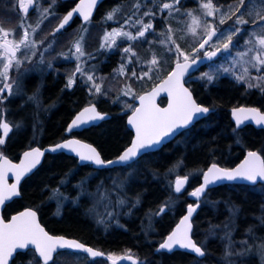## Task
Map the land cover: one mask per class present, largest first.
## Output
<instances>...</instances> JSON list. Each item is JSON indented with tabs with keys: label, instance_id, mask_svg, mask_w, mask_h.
Instances as JSON below:
<instances>
[{
	"label": "trees",
	"instance_id": "obj_1",
	"mask_svg": "<svg viewBox=\"0 0 264 264\" xmlns=\"http://www.w3.org/2000/svg\"><path fill=\"white\" fill-rule=\"evenodd\" d=\"M131 1L133 0H105L96 12L92 21L93 25L95 26L98 21L104 25V18L109 13L117 8L120 9V6ZM152 1L149 0L147 3L152 6L154 4ZM195 1H184L182 10H192ZM238 1L216 0V4L225 9L230 4ZM163 2L164 0H159L155 3L157 12L161 8L164 9ZM72 7L71 2L62 3L56 15L62 17ZM230 23L232 22L230 21ZM72 26H80V22L75 20ZM171 26L174 25L171 24ZM154 38H157L158 43H160L159 36L152 39ZM136 43L132 44L133 49L137 52L135 54L138 56L144 55L148 46H142L141 42L140 44ZM180 45L183 47L185 43ZM222 60L224 59L220 61ZM117 61L118 57L115 53L113 55L112 53L108 54L102 64V75H109L110 78H113V71L118 69L115 65H120ZM66 62L69 61H65V64L63 63L61 66L58 65L59 69L68 67ZM56 71L50 69L48 73L46 71L42 78L37 74H33L25 79V91L32 93L39 89L38 92L33 93V98L36 97L34 102L23 103L22 97L11 102L12 114L20 122L22 128L21 132L18 131L9 139L7 147L3 149L13 160H18L20 154L32 146L44 147L64 140L66 138L65 130L71 118L82 106L94 98L91 95L89 96L88 88L79 83H76L74 88H69L65 74L61 75L63 71H58L57 67ZM142 71L144 70L142 69ZM207 71L208 68L203 70L199 75V80L191 81L188 85L191 86L199 103L216 109V112L211 113L202 123L194 126L186 136L168 144L161 151L142 158L139 166L140 170L135 174L136 179L131 178L126 183L124 194L128 200L133 202V199H140L143 204L140 208L132 206L134 210H132V218L121 222V225L124 226L120 225L107 231L103 230L99 224L96 225L93 220L87 217L85 210L79 206L74 208L68 206L61 214H57L59 212L55 210V205L50 202L52 192L55 193L59 189L64 195L68 196L69 202H72L76 192L73 185L77 181L79 183L83 182L85 176L95 173L106 175V177L111 175L119 178L125 176L127 171L125 168L95 172L89 166L78 167V161L75 158L62 153L48 155L40 169L23 183L22 197L8 205L5 213L6 218L15 211L32 207L39 211L41 222L50 233L78 239L109 256L133 254L140 260L145 261V264H193L191 259L194 258L189 254L157 252L158 242L165 238L176 224L175 221L184 214L186 204L190 203L186 194L181 198L179 197L182 201L171 215L165 214L157 222L155 230L152 231L145 226L148 222L144 223L141 220L142 214L147 209L157 208L167 193L165 187H163L164 181L161 177L163 174L167 175L169 171L181 167L183 163L184 167L179 171L181 175L196 174L191 179L188 187L190 191L200 184L202 172L213 163H218L224 167H232L238 163L239 159H242L247 148L259 150L264 156V131L256 130L252 126H246L240 131H235L229 112L230 108L236 106H255L264 112V90H260L257 86L247 87L244 83H240L228 75H218L210 81L207 79ZM160 79L158 76L151 80L149 77L144 78L138 83L139 89H149L152 87L153 81L156 80L157 82ZM144 82L148 84L142 86ZM70 89L72 90L70 91ZM114 98L112 101L104 100V98L100 101L97 100L100 111L111 114V119L78 134L81 139L95 145L106 160H112L119 156L132 139V134L126 126L129 111L122 112L121 100L118 101V98ZM37 104L42 107H38ZM31 134L36 135V137L41 136L38 139L31 140ZM71 172L73 173L68 178L67 184H61L62 181L67 180L66 177ZM106 180L108 184V178ZM94 183L93 180L84 186L92 189ZM254 191L255 189L246 186H223L212 191L215 199L220 201L219 209L215 214L207 209L202 210L197 216L194 238L199 244L206 245L207 257L203 262L194 259L195 264H235L232 258L226 257L225 244L219 243L218 239H213L210 236L205 244L202 237L215 234L217 227L230 230L232 225H235V237L238 238L244 230L252 233L262 230L263 227L261 228V226L264 224V190L259 193ZM171 197L174 198L173 193ZM223 202L230 205L232 218L225 216V211L222 209ZM242 246L245 247L246 243H243ZM35 260L37 261L33 252L28 251L18 253L13 264H30ZM74 262L76 264H109L105 259L92 260L84 256L73 257L72 255H65L61 261L53 264H73ZM252 264H256V262L253 261Z\"/></svg>",
	"mask_w": 264,
	"mask_h": 264
},
{
	"label": "rangeland",
	"instance_id": "obj_2",
	"mask_svg": "<svg viewBox=\"0 0 264 264\" xmlns=\"http://www.w3.org/2000/svg\"><path fill=\"white\" fill-rule=\"evenodd\" d=\"M148 1L133 0L123 4L125 6L122 5L120 9L117 8L112 12V20H108L107 17L104 18V25L98 21L94 26L91 21L87 24H80V27H76L75 30L69 29L58 35H55L54 28L60 24L63 16L57 15L53 17V13L49 11L50 9L47 12L48 8L54 7L56 0L54 3L53 0H35L33 10L27 18L20 17L16 12L18 10L20 13V7L23 6L20 0H4L1 2L0 29L2 31H0V38L18 44L24 38L27 28H30L27 38L34 42V47L24 49L21 46L18 59L24 62L17 69L15 67V61H13V66L9 69L7 79L0 77V89H3V93L0 94L2 96L0 98V124L3 118H6L13 126L14 131L21 132V124L15 119L14 114H12L11 102L20 97L23 98V103L34 102L36 97L33 98V93L39 91V89H36L32 93L25 91V79L22 78L20 83L21 76L27 73L44 75L50 69H54L57 72L56 67L58 71H63L61 75L65 74L68 86L72 87L76 83L86 86L89 91V96L94 97L91 99V102L100 101L102 98L104 100L107 99V101H112L116 97L118 101L121 100L122 112H132L135 109V99L141 93L148 90L139 89L138 83L148 77L150 80L156 76L160 79L170 69L171 65L173 66L177 61L185 60V54L188 59L192 58L197 52L199 43L213 28H220L221 33H224V35H219L220 39H217L213 43L211 49L219 48L227 57L220 63L213 65L212 68H209L206 75L217 77L218 75L225 74L240 83H244L247 87L251 84L253 87L257 86L260 90H264V81L259 79V77L264 76V65H260L254 59L257 56L264 58V47L258 43L260 38H264V26H257L261 18L264 17V0H243V2L239 0L237 3L230 4L225 9L218 6L216 0H211L212 15L210 16L207 15L209 9L202 7L203 4L209 3V0H196L193 3V9L190 11L182 10V5L186 0H180L179 4L176 3V0H164L163 4H169L171 7L168 9L161 8L159 12L155 8V3L159 0H153L152 2L154 4L152 6L147 3ZM40 11L42 13H40L41 19L39 23L43 25L37 24L35 26H40L37 29L41 30L32 29L35 27L33 25L36 23V18ZM145 13H148V15H145ZM22 16L24 15L22 14ZM172 18L174 19L171 20ZM194 18L196 19V23H193ZM221 20L224 22L220 23ZM237 20H240L241 23H237ZM126 21L127 23H125ZM138 21H142V23H138ZM230 21L232 23L229 24ZM149 23L153 25V28L146 31L145 37H138V31L143 30V24ZM170 23L174 26H171ZM237 28L240 29V32L233 36L230 49L228 51L223 50L222 45L227 42V34ZM113 29H118L121 32H129L137 38L130 41L122 35L117 36L115 37V44L109 49L108 44H111L112 40H106L105 35L106 33L112 32ZM192 29H195V31H192ZM5 32L8 33L6 37L4 36ZM155 36L160 37V43L150 45L149 43ZM179 40L182 41L181 43H185L183 47H181ZM140 42L142 46L148 47L144 55L138 56L135 54L136 51L133 49L132 44H140ZM77 43L80 44L84 53L79 59H76L74 55ZM102 44L104 45L103 48L101 47ZM126 47H130L131 51L129 53L124 52V48ZM0 53H3L2 48H0ZM111 53L112 55L114 53L117 55V63L120 64V68L118 65H115L118 69L113 71L114 77L107 79L109 75H102L100 65L104 63V59ZM153 59L157 61L156 64L151 63ZM65 61H74L75 64L66 62L68 67L59 69V66ZM6 62L7 60L3 55H0V71H3V65ZM85 62L87 63L85 64ZM99 62L100 64L98 65ZM253 63L257 64V67L260 69L259 71L252 67ZM78 65L80 68L79 72H77ZM122 66L123 72H121ZM142 69L146 71L144 72ZM245 69H247L246 75ZM115 71H117L116 74L114 73ZM83 72H86V80L78 77ZM133 73H135V76ZM145 73L147 74L145 75ZM89 76L92 77V80L88 79ZM40 77L42 78V76ZM238 77H243V79H238ZM70 79L73 81L71 85L68 83ZM147 84L144 82L142 86H146ZM154 84H156V80L155 82L153 81L151 86ZM4 85H11L10 92L9 89L4 88ZM19 85L22 90H20ZM96 85L99 86L100 92H96ZM125 92L128 94L125 95ZM37 105L40 108L42 107L40 104ZM17 124L19 125L18 129L15 127ZM0 151L2 152L1 146ZM178 171L177 169L169 171L166 175L165 183H168L172 187L177 178L181 177ZM136 172L137 170L132 167L127 169L126 175L123 177L116 178L114 176H108L110 184L109 182L108 184L105 183L103 187L105 190L104 202H102L103 199L98 194H86L88 190L93 192L100 191L97 188L95 189V183L92 189L84 188L83 194L92 197L91 200L94 203L91 214L100 217L99 220H102L103 223L98 224L104 230L107 231L121 225L122 219L120 220L114 214L116 209L123 212L129 209L133 210L131 206L133 203H130L125 197L124 189L126 183L131 178L136 179L134 175ZM194 175L196 174L191 173L187 177L191 180ZM76 198L77 192H75L74 200ZM120 199L124 200L123 205L118 203ZM54 200H56L58 207H61L63 203L70 199L67 195L58 191L54 196ZM115 205H118V207L121 206V208H117ZM208 236L205 235L202 237L203 242ZM245 249H253V244H250ZM257 252L264 263V254H262L264 253V247L260 246ZM121 256L117 255L112 257L118 259ZM231 256V252L228 251L226 257L231 258ZM73 264H76V262Z\"/></svg>",
	"mask_w": 264,
	"mask_h": 264
},
{
	"label": "snow or ice",
	"instance_id": "obj_3",
	"mask_svg": "<svg viewBox=\"0 0 264 264\" xmlns=\"http://www.w3.org/2000/svg\"><path fill=\"white\" fill-rule=\"evenodd\" d=\"M55 0H53V3ZM85 0H80V5L77 8L70 11L66 16H64L63 21L61 22L57 31L63 29L66 25L69 24L71 18L75 13H79V15L83 16L84 20L87 21L91 14V9L96 5L97 0H88L87 9L84 10L81 6L84 4ZM180 0H176V3L179 4ZM243 2V0H242ZM21 5H24V0H20ZM31 3V0H29ZM171 5L164 4V8L168 9ZM203 8L209 9L207 15H212L211 11V0L209 3H205L202 5ZM24 11H27V7L24 8ZM148 15V13H145ZM191 15V13H189ZM108 20L113 19V13H109L107 16ZM224 21L221 20L220 23ZM127 23V21L125 22ZM138 23H142V21H138ZM193 23H196V19H193ZM237 23H241L240 20H237ZM246 23V21H245ZM257 26H264V17L261 18V21L257 24ZM153 25L143 24V30L138 31V37H145L146 31L152 29ZM2 31V29H0ZM195 31V29H192ZM240 29L237 28L233 32H230L226 36L227 42L223 43V50L228 51L232 44L233 36L238 34ZM8 35L7 32L4 33L6 37ZM124 36L128 40H135L137 37L131 35L129 32H121L118 29H113L112 32L106 33L105 39H111L112 43L108 44V48L111 49L115 44V37ZM224 33H221L220 36H223ZM220 36L217 35L216 31H212L209 33L207 39H204L202 43L199 44V49H203L205 45L209 43L213 37H216L218 40ZM28 33L25 32L24 38L20 40V42L13 43L6 39L0 38V48L3 49V57L7 60L3 65V71H0V77L7 79L9 74V69L13 66V61H15V67L18 69L24 61L17 59V52L20 51L21 46L24 49H30L34 47V42L28 40ZM259 45L264 47V38H260L258 41ZM103 48L104 45L102 44ZM178 47V46H177ZM198 50V49H197ZM220 49L218 48L217 51ZM131 51L130 47L124 48L125 53H129ZM251 51V49H250ZM35 55V53H33ZM76 59H79L84 55L81 46L79 43L75 46ZM206 55H209L206 53ZM211 56H215L216 52H212ZM185 60L188 59L187 55H184ZM260 65H264V58L257 56L254 58ZM195 62V61H193ZM152 64H156L157 61L153 59L151 61ZM252 67L259 71V67H257L256 63L252 64ZM188 68L187 64H181L179 62L176 63V68L173 69L172 72L169 73L168 78L163 81L161 88L167 90L169 95L173 97V103H170L167 109H158L153 103V98L155 96V91L149 93L147 95L139 96L140 107L135 108L132 117L129 119V123L133 124L136 129V138L133 141L132 145L125 150V152L118 157L116 161H107L105 162L100 158L99 153L96 152L95 148L90 149L89 155H85L84 153H78L81 161H90L98 166H103L105 164H128L133 158H135L140 150H147L148 148H152L154 146L159 145L162 142L164 137H167L171 134H174L180 128L187 127L190 122L194 119L196 114H204L209 111L208 108L201 107L195 103L192 99L191 93L188 92L186 88L180 83V77L184 74ZM80 71L79 65L77 66V72ZM151 71V69H149ZM121 72H123V66L121 67ZM147 73H145L146 75ZM247 74V69H245V75ZM135 76V73H133ZM89 80H92V77H88ZM208 80H212V76H207ZM238 79H243V77H238ZM261 81H264V76L259 77ZM69 85L73 83L70 79L68 81ZM249 87H252L249 84ZM4 88L11 90V85H4ZM96 92H100V88L96 85ZM3 93V89H0V94ZM128 93L125 92V95ZM2 98V96H0ZM135 98V97H134ZM95 112V107L92 106L90 108H85L84 112ZM82 112L80 115L84 114ZM237 112H247L253 114V118L256 120L257 124L264 123V114L259 113L257 109H235L233 110V114L235 115ZM92 120L103 119V117L96 113L92 118ZM77 120H80V116L73 120L72 126L76 127ZM81 123H85V121H81ZM240 124L239 119L237 120V125ZM17 129L19 125L15 126ZM0 129H2L3 137L0 138V146H3L6 143L8 138V133L10 132L9 123L0 124ZM78 141H69L66 144L57 145L52 151H55L57 148H69L72 144H78ZM87 147V146H85ZM74 150V149H73ZM43 153L40 149H32L31 151L25 152L24 156L26 158H30L27 163L21 162V165H12L7 159L3 160V164L7 165L9 168L16 169V180L17 183H13L11 185H7L3 183V170H0V205H3L6 200L10 199L13 196L18 195L17 185L19 180L23 175L28 172H31L32 169L36 167V165L40 162L39 158ZM248 157L250 159H246L243 164H241L238 168L234 170L227 169H219L215 164L209 168L208 173H214L216 179L226 178L228 180H235L237 178H242L246 181L255 183L257 178L264 180V159H261L257 153L249 152ZM208 173L204 174V185L197 188L194 192L191 193L192 196H198L205 190V187L212 183L209 179ZM187 177L176 180L175 191L180 192L181 187L186 183ZM79 199V196L76 198ZM118 203L123 205L124 200H118ZM166 211V208L162 207L160 209V214H163ZM194 208L190 205L188 208V215L184 217L181 221V225H183V229L178 228L177 231H174L171 235L168 236L167 241L160 245V249H167L171 251L174 245H179L180 248L191 250L195 254L199 256H203L205 253L202 251L201 247L196 246L189 238L188 232L191 229V224L189 223V218L191 217ZM36 213L34 211H26L22 212L19 216H15L12 218L11 223H3L0 221V264H8V258L13 256L15 250L26 249L29 245H34L35 250L39 253V256L43 258L44 264H48L49 261L53 259V253L57 252V249H73V250H82L85 253L90 254L92 257L101 256L102 253L98 251H94L91 248L85 247V245L75 241V240H66L63 237H52L48 235L35 221ZM99 223H103V221H98ZM264 247V246H262ZM264 254V253H262ZM109 260L113 261L115 264L116 258L109 256Z\"/></svg>",
	"mask_w": 264,
	"mask_h": 264
},
{
	"label": "water",
	"instance_id": "obj_4",
	"mask_svg": "<svg viewBox=\"0 0 264 264\" xmlns=\"http://www.w3.org/2000/svg\"><path fill=\"white\" fill-rule=\"evenodd\" d=\"M65 1H68V0H65ZM102 2H104V0H97L96 5L90 10V11H91V14H90V16H89V19H91V18L95 15V13L97 12V10H98V8H99V6L101 5ZM31 3H32V0H31ZM31 3L28 2V3L25 5V7H27V11H26V12L24 11V13H25L26 15L30 13ZM87 3H88V0H85L84 4L81 6L84 10H88V9H87ZM78 5H80V0H79L78 4L75 6V8H77ZM25 7H24V8H25ZM75 8H74V9H75ZM23 10H24V9H23ZM72 11H73V10H72ZM76 19H80V20H82V21H84V22H87V21L89 20V19H88L87 21H85L84 18H83V16L79 15V13H75V14L73 15V17L71 18L69 24H71L72 22H74ZM69 24H68V25H69ZM66 26H67V25H66ZM66 26H65V27H66ZM65 27H64V28H65ZM64 28H63V29H64ZM213 30L216 31L217 35L219 34V30H218V29L215 28V29H213ZM213 30H211L209 33H211ZM209 33H208V35H209ZM208 35H207L204 39H207ZM215 39H216V37H213V39L210 40L209 43H208L207 45H205V47H204L203 49H199V46H198V51H199V52H204V51L208 48V46H209V45H210ZM202 42H203V41H202ZM202 42H201V43H202ZM212 52H216V55H215V56H211L210 54H211ZM212 52L208 53L209 55H205V56H202V57H198V58H196V59L185 60V61H183V62H179V63H181V64H187V65H188L187 70L184 71V74L180 77V83L183 85L184 88H186V89L188 90V92L191 93L192 99L195 101V103H196L197 105H199V106H201V107L208 108L209 111H208L207 113H204V114H196L195 117H194V119L190 122V124H189L187 127L180 128V129H179L178 131H176L174 134H171V135H169V136H167V137H164V138L162 139V142H161L159 145L154 146V147H152V148H148L146 151H145V150H140L139 153H138V155H137L135 158H133L131 161H129L128 164H130V163L133 162L134 160H137L138 158H140L141 156H143L146 152L151 151V150H157V149H160L161 147H163V146L166 145L167 143H170V142L173 141L175 138H177V136H178L183 130H185V129H190V128L193 127L195 124H197L199 121H201L202 119L208 117V116L214 111L212 108H209V107H207V106H204V105L199 104V103L197 102V100H196V98H195V96H194L192 90L186 85V79H188V78H189L190 76H192L193 74L197 73L199 70L203 69V68H204L205 66H207L208 64H210V63L216 61V60L219 58V56L221 55V51H220V50H219V51L216 50V51H212ZM193 61H195V62H193ZM175 68H176V64L174 65L173 69H175ZM173 69H172V71H173ZM172 71H171V72H172ZM167 78H168V76H167L166 78H164L162 81H160V82H159L154 88H152V89L149 90L148 92L142 94V95H147V94L152 93V92L155 91V96H154V98H153V103L155 104L156 108H158V109H167L168 106H169V104L174 102V101H173V97L169 95L168 91H167V90H164L163 88H161V85L163 84V81L166 80ZM142 95H141V96H142ZM163 98L167 100V103H166L165 106H162V105L160 104V100L163 99ZM136 104L138 105L137 107H140V102H139V99H138V98L136 99ZM92 106L95 107V112H91V111H89V112H84V109H85V108H90V107H92ZM85 108H83L82 110H80V111L75 115V117L71 120V122L69 123V125H68V127H67V129H66V132H65L67 136H71L72 134H75V133H78V132H83L84 130L90 129L91 127H94V126H98V125L101 124L102 122H104V121H106V120H109V119H111V117H112V116H111L110 114H108V113L100 112L99 108H98L95 104H92V105L86 106ZM240 108H243V109H252V108H254V109H257V110L259 111V113L264 114V112H262L260 109H258V108H256V107H251V106H239V107H236V108L232 109V110H231V112H232V120H233V122L235 123L237 129H243L244 127H246V126H248V125H252V126H254V127L258 128V129H264V123L257 124V123H256V120L253 118V114H251V113H247V112H237L235 115L233 114V110H235V109H240ZM82 112H84V114L81 116L80 114H81ZM96 113H99V114L103 117V119L92 120L91 118H92ZM132 115H133V112H132V113L128 116V118H127V126L129 127V129H130V130L133 132V134H134V137H133V139H132V142H131L130 146L132 145L133 141H134L135 138H136V129H135V126H134L133 124H130V123H129V119H130V117H132ZM78 116H80V120H77V125H78V126L73 127V126H72V122H73V120H76V118H77ZM238 119H239V121H240V124H239V125H237V120H238ZM81 121H85V123H81ZM3 123H5V121H4ZM10 132H11V129H10ZM10 132L8 133V135L10 134ZM69 141H78L79 143H78V144H72L69 148H63V149H59V148H57L55 151H52V149L55 148L57 145L66 144V143H68ZM85 146H87V147H85ZM130 146H129V147H130ZM129 147H128V148H129ZM37 148L40 149L41 152L43 153V154L40 156V158H39L40 162L36 165V167H35L34 169H32L31 172L26 173V174L23 175V176L21 177V179L19 180L18 185H17V191H18L19 194L16 195V196L11 197V198L8 199V200H6L5 203H4L3 205H0V221H3V223H5V224H7V223H11L13 217H15V216H19L22 212H26V211L31 210V211H34V212L36 213V217H35V221H36V223L39 224V226H40V227H41L46 233H48V235H50V236H52V237H63V238H65L66 240H75V241H77V242L83 244L81 241H79V240H77V239L69 238V237L62 236V235H53V234H51V233L46 229V227H45L44 225H42L38 213H37L35 210H33V209H25V210H23V211H21V212L15 214V215H13V216H12L11 218H9L8 220H6V218H5V213H6V210H7L8 205H10L14 200L19 199V198L21 197V188H22V185H23V183L25 182L26 178H30V176H31L32 174H34V173H35V172H36V171L42 166L43 162L45 161L46 156H48V155L64 153V154H67V155H69V156H74V157H76L81 165L91 164L95 169H100V170H101V169H106V168L112 169V168H115V167H118V166H123V165H128V164L113 163V164H105V165H103V166H98V165H96V164H94L93 162H90V161H81V160H80V156L78 155V153H84L85 155H89V154H91V153H90V149H91V148H95V149H96V152L99 153L100 158H101L102 160H104L105 162H107V161H116L117 159H116V160H115V159H112V160H105V159L102 157L101 153L98 151V149H97L93 144H90V143H88V142L82 140V139L79 138V137H70V138H68V139H66V140H64V141H62V142H60V143L54 144V145H49V146H46V147H39V146H36V147L30 148V149H27L26 151H24V152L21 154L19 161H13L11 158L3 157V158L1 159V161H0V170H3V173H4V175H3V183H5V184H7V185H11V184H13V183H17V180H16V169H15V168H9V167H7V165H4V164H3V160H4V159H7L12 165H21V162H22V161L25 162V163H27L28 160H29L30 158H26V157L24 156V153H25V152H28V151H31L32 149H37ZM73 149H74V150H73ZM124 152H125V151H124ZM124 152H123V153H124ZM123 153H122V154H123ZM255 153H257V155H258L261 159H264L263 156H262L260 153H258V152H255ZM122 154H121V155H122ZM121 155H120V156H121ZM246 159H250V158L248 157V154H247L246 158H245L244 160H242V162H241L238 166H236V167H234V168H232V169L223 168V167H221V166L218 165V164H215V165H216L217 168H219V169H227V170H230V171H231V170H234V169L238 168L241 164L244 163V161H245ZM212 165H213V164H212ZM212 165H210V166L207 168V170L204 172V174H205V173H208V170H209V168L212 167ZM204 174H203V177H202V180H201V184L199 185V187H201V186L204 185V183H205V182H204ZM208 175H209V179H210L211 181H213V182H212V183H209V184L205 187V190H204L202 193H200L198 196H195V197H194V196L191 195V199L194 200V201H196L197 204H195V205H191V206L194 208V211H193L191 217L189 218V223L191 224V229H190V231L188 232V235H189V238L192 240V242H193L194 244H196V246H198V245H197V243H196V241H195V239H194V237H193L194 225H193V223H192V219H193V217L195 216V214H196V212H197V210H198V208H199V206H200V200H201V198L207 193V191H208L209 189H211V188H215V187H218V186H220V185H224V184H246V185H250V186H256V185H259V184H264V180H261V179H259V178H257V181H256L255 183H252V182L246 181V180H244V179H242V178H237V179H235V180H228V179H226V178L216 179L214 173H208ZM184 178H185V177H184ZM180 179H183V178H180ZM175 185H176V184H175ZM187 187H188V179L186 180V183L181 187V191H180V192H177V193L180 194V195L183 194V193L185 192V190L187 189ZM199 187H198V188H199ZM188 208H189V207H188ZM186 215H188V209H187V212L185 213V215L180 219V221H179V223L177 224V226L174 228L173 232H174V231H177L178 228L183 229V225H181V221L184 219V217H185ZM173 232H172V233H173ZM172 233H171V234H172ZM171 234H170V235H171ZM167 238H168V237H167ZM167 238H166V240H165L163 243H165V242L167 241ZM83 245H85V244H83ZM85 247H87V248H91V249H93L94 251H98V252L102 253V255H101V256H98V257H92L90 254L85 253V252L82 251V250H73V249H67V248H65V249H59V248H58V249H57V252L53 253V259H52L51 261H49L48 263H52L53 260L55 259V257L57 256L58 253L63 252V251H69V250H71V251H75V252H79V253H83V254H85V255H87V256H89V257H91V258H94V259L108 258V256H107L105 253H103V252H101V251H99V250H97V249H95V248H93V247H90V246H88V245H85ZM198 247H199V246H198ZM30 249L34 250V251L37 253V255L39 256V253L35 250V246H34V245H29L26 249H23V250L17 249V250H15L14 253H13V256L10 257V258H8V264H13V261H14L15 258L17 257V254H18V253L26 252V251H28V250H30ZM158 251H160V252H168V253H173V252H177V251H184V252H186V253H189V254H192V255H194V256H197V257H199L200 259H202V258L205 257V254H204L203 256H199L198 254H195V253L192 252L191 250H187V249L180 248L179 245H174V246H173V249H172L171 251H169V250H167V249H160V246H159V247H158ZM202 251H203V250H202ZM39 257H40V256H39ZM40 258H41V260L43 261V258H42V257H40ZM110 262L113 264V261H110ZM43 263H44V261H43ZM138 263H139V260H138L137 258L133 257V256H126V257L121 258L120 260H118V261L115 262V264H138Z\"/></svg>",
	"mask_w": 264,
	"mask_h": 264
},
{
	"label": "bare ground",
	"instance_id": "obj_5",
	"mask_svg": "<svg viewBox=\"0 0 264 264\" xmlns=\"http://www.w3.org/2000/svg\"><path fill=\"white\" fill-rule=\"evenodd\" d=\"M105 1V0H104ZM123 6H125V5H123ZM159 41H158V39L157 38H154L149 44L151 45H156V43H158ZM131 48H132V46H131ZM225 57H227V56H225L224 55V52H221V55L219 56V58L216 60V61H214V62H212V63H210V64H208L207 66H205L203 69H201V70H199L197 73H195V74H193L191 77H190V80H189V82H193V81H196V80H199V75L201 74V72L203 71V70H205V69H209V68H212L213 67V65H215V64H217V63H220L221 61V59H225ZM220 61V62H219ZM223 61V60H222ZM100 64V62L98 63V65ZM98 65H96V66H98ZM100 67H101V69H103V66L102 65H100ZM112 70V69H111ZM110 70V71H111ZM110 71H109V73H110ZM23 73V72H22ZM21 73V74H22ZM115 74H116V72H114ZM20 74V75H21ZM33 74H29V73H27V74H23L22 76H21V78H20V83H21V80H22V78H24V79H28L30 76H32ZM85 75H86V72H83L82 74H80V76L78 75V77H82V78H84L85 80H86V78H85ZM225 75V74H224ZM20 77V76H19ZM107 79H111V78H107ZM193 79V80H192ZM67 83V82H66ZM68 85V84H67ZM68 87H70V86H68ZM188 87L192 90V88H191V86H189L188 85ZM19 88H20V90H22L21 89V86L19 85ZM72 89H70V91H71ZM23 92V91H22ZM192 92H193V90H192ZM193 94H194V92H193ZM194 96H195V94H194ZM195 98H196V96H195ZM197 100V99H196ZM198 101V100H197ZM23 107V106H22ZM236 107H238V106H236ZM236 107H232V108H230V110H232V109H234V108H236ZM214 111L212 112V113H215L216 112V109H214V108H212ZM111 115V114H110ZM205 119H207V118H204V119H202L201 121H199L197 124H200V123H202ZM230 119H231V121H232V123H233V125H234V129H235V131H240L239 129H237L236 128V125H235V123L233 122V120H232V112L230 113ZM72 120V119H71ZM70 120V121H71ZM107 121V120H106ZM4 121H2L1 122V124L3 123ZM9 123V122H8ZM197 124H195L194 126H196ZM100 125V124H99ZM98 125V126H99ZM9 126H10V129H11V134H10V136L8 137V139L6 140V143L3 145V146H1V148H2V152L0 151V161H1V159L3 158V157H8V158H10L6 153H5V151L3 150V149H5L6 147H7V145H8V141H9V139L12 137V136H14L16 133H18V131L16 132V131H14V129H13V126L9 123ZM68 126V125H67ZM126 126H127V122H126ZM193 126V127H194ZM250 126V125H249ZM252 126V125H251ZM193 127H191L190 129H185V130H183L178 136H177V138H175L173 141H171L170 143H174V142H176L177 140H179L181 137H183V136H186L189 132H190V130L193 128ZM253 128H255L256 130H262V131H264V129H258V128H256V127H254V126H252ZM127 128H128V130L131 132V134H132V139H133V137H134V134H133V132L129 129V127L127 126ZM41 136V135H40ZM40 136L39 137H36V135H34V134H31L30 135V137H31V140H33V139H38V138H40ZM3 137V134H2V129H0V138H2ZM234 137H236L235 135H234ZM131 139V140H132ZM84 141H86V142H88V143H90V144H92L91 142H89V141H87V140H84ZM131 143V142H130ZM170 143H167L166 145H164L163 147H161L160 149H157V150H151V151H148V152H146L143 156H141L140 158H138L137 160H134L133 162H131L130 164H128V165H123V166H118V167H115V168H112V169H109V168H106V169H95L91 164H87V165H81L80 163H79V161H78V159L76 158V157H74V156H70V157H72V158H75L77 161H78V167H80V166H89V167H91L93 170H95V172L96 171H104V170H115V169H121V168H126V169H128V168H134V169H136L137 171H139L140 169H139V166H140V163H141V160H142V158H144L145 156H147V155H150V154H154V153H157V152H159V151H161L165 146H167L168 144H170ZM38 146V145H37ZM95 146V145H94ZM176 146H178V145H176ZM175 146V147H176ZM33 147H36V145L35 146H32V147H30V148H33ZM40 147V146H39ZM96 147V146H95ZM97 148V147H96ZM98 149V148H97ZM126 149H124L122 152H121V154L125 151ZM98 151L100 152V150L98 149ZM249 152H258V153H260L262 156H263V154L259 151V150H255V149H245V151H244V154H243V157H242V159H239L238 160V163L236 164V165H234V166H232V167H227L228 169H232V168H234V167H236V166H238L241 162H242V160H244L245 158H246V156H247V154L249 153ZM101 153V152H100ZM61 154V153H60ZM63 154V153H62ZM120 154V155H121ZM65 155H67V154H65ZM101 155H102V153H101ZM119 155V156H120ZM67 156H69V155H67ZM119 156H117L116 158H114L115 160L116 159H118V157ZM47 157V156H46ZM102 157H103V155H102ZM104 158V157H103ZM263 158H264V156H263ZM12 159V158H11ZM19 159H20V157L18 158V160H16V161H19ZM46 159V158H45ZM216 164H218V163H216ZM218 165H220V164H218ZM221 166V165H220ZM78 167L77 166H75V168L76 169H78ZM182 167H184V165H183V163H182V166L181 167H179V168H176L177 170H179L180 171V169H182ZM221 167H223V166H221ZM226 168V167H225ZM40 169V168H39ZM38 169V170H39ZM37 170V171H38ZM36 171V172H37ZM75 171V170H74ZM73 171V172H74ZM178 171V172H179ZM35 172V173H36ZM73 172H71V174H69L66 178H67V180H65V181H62L61 182V184H63V185H66L67 184V182H68V178H70L71 176H72V173ZM34 173V174H35ZM137 173V172H136ZM135 173V174H136ZM34 174H32L31 176H30V178L34 175ZM134 174V175H135ZM203 174H204V171L202 172V174H201V180H202V177H203ZM98 176V177H97ZM109 176V175H108ZM108 176L106 177V175H97V174H95V173H92V174H89V175H87V176H85V178H84V180H83V182H81V183H79L78 181L73 185V187L76 189V192H77V197L79 196V199L77 200V199H75V200H73L72 202H69V201H67V202H65V203H63V205L61 206V207H58V204H57V202H56V200H54V196H55V194L58 192V191H60L59 189H57V191H56V188L54 189L56 192L54 193V192H52L51 194H50V202H52L54 205H55V210L57 211V212H59V213H57V214H61V212H63V210L66 208V207H68V206H71V207H82L84 210H85V214H86V216L87 217H89L91 220H93L94 221V223L97 225L99 222L98 221H100L99 219H100V217H96L95 215L93 216L92 214H91V211L93 210V208H94V203H92L93 202V200H91L92 199V197H90V196H88V195H84L83 194V190H84V185H86L87 183H91V181H95V189L97 188V189H99L100 191H95V192H93V191H91V190H88L87 191V193L86 194H89V195H99V197L101 198V199H103V201L102 202H104V185H105V183L107 182V178H108ZM111 176V175H110ZM167 177H166V175L165 174H163V176L161 177V179L164 181L163 182V187H165V190H166V195L164 196V198H163V200H162V202L159 204V206L157 207V208H153V209H147L143 214H142V217H141V220H143V222H148V223H146V225L145 226H147V227H149L152 231L153 230H155V226H156V224H157V222L165 215V214H170L171 215V213H173V210L181 203V201H182V199H180L181 198V196L182 195H180V194H178L176 191H175V187H176V185L175 184H173V186L171 187V186H169V184L168 183H165V179H166ZM27 179H29V178H26V180ZM25 180V181H26ZM223 186H226V187H229V186H237V187H249L250 185H246V184H224V185H220V186H218V187H223ZM199 187V186H198ZM198 187H196V188H194V189H192V190H185V192L183 193V194H186L189 198H191V193L192 192H194ZM218 187H215V188H211V189H209L208 191H207V193L201 198V200H200V206H199V208H198V210H197V212H196V214H195V216L193 217V219H192V223H193V225H194V228H195V224H196V221H197V216H198V214H199V212L200 211H202V210H209V211H211L213 214H215V213H217L218 212V209H219V203H220V201H219V199H215V196H213L214 194H213V190L214 189H216V188H218ZM251 187H255V188H253V189H255V191L254 192H256V193H259L260 191H262V190H264V186L262 185V186H259L258 185V187H256V186H251ZM170 191V193L168 194V192ZM172 193L174 194V198L173 197H171L172 196ZM79 194V195H78ZM21 197H22V188H21ZM20 197V198H21ZM180 197V198H179ZM19 198V199H20ZM178 198V199H177ZM130 201V203H133V204H131V206H133V207H136V206H138V208H140L141 206H142V204H143V202L139 199V200H137V199H133V202L131 201V200H129ZM221 203H222V201H221ZM190 204V203H189ZM189 204H186V209H187V206H189ZM117 208H121V206L120 207H118V205H115ZM162 207H164V208H166V211L163 213V214H160V209L162 208ZM25 209H33L32 207H25V208H23V209H21V210H18V211H15L14 213H12V214H10L9 215V217L7 218V219H9V218H11L13 215H15V214H17V213H19V212H21V211H23V210H25ZM185 209V212H187V210ZM224 211H225V216H228V217H231V207H230V205L228 204V203H226V202H223V208H222ZM37 213H38V215L40 216V214H39V211L38 210H36V209H34ZM134 211V210H133ZM133 211L131 210V209H129V210H126V211H120L119 209H116L115 210V212H114V214H115V216L116 217H118V218H120V220H121V222H123V221H127V220H130L131 218H132V215H133ZM185 212H184V214L179 218V219H177L175 222H176V224L172 227V229L168 232V234L165 236V238L162 240V241H159L158 242V244H157V247H159L165 240H166V238L173 232V230H174V228L177 226V224L179 223V221H180V219L185 215ZM122 213V214H121ZM232 218V217H231ZM100 226V225H99ZM121 226H124V225H121ZM144 226V225H143ZM263 227V229H264V224L261 226V228ZM230 230H228V229H225V228H223V227H217L216 228V232H215V234H209V236L211 237V238H213V239H218V241H219V243H223V244H225V249H227V251H226V254H228V251H230L231 252V254H232V256H231V258L235 261V264H252L253 263V261L254 262H256V264H264L263 262H262V260H261V258H260V256H259V254H258V252H257V250H259V247L260 246H264V230L262 229H260V230H258L257 232H254V233H252V232H248L247 230H244L241 234H240V237L238 238V237H235L236 236V232H235V225H232V226H230ZM103 230H104V228H102ZM208 236V237H209ZM208 237L207 238H205V240H204V243L206 244L208 241ZM83 244H85V245H88V244H86V243H84V242H82ZM196 243H197V245L199 246V247H201V249L203 250V252L205 253V257L204 258H202V259H200L199 257H197V256H194V255H192V254H189V253H186V252H184V251H177V252H181V253H186V254H189L190 256H192L194 259H196L197 261H199V262H203V260L207 257V247H206V245H203V244H199L197 241H196ZM243 243H246V246L245 247H243L242 245H243ZM250 244H253V249H251V250H246L245 248L246 247H248ZM88 246H90V245H88ZM90 247H92V246H90ZM94 248V247H93ZM95 249H97V248H95ZM99 250V249H98ZM29 252H33V254H34V257L37 259V261L39 262H37L36 260L34 261V262H32V263H30V264H43V261L41 260V258L37 255V253L35 252V251H32V250H28ZM28 251H26V252H28ZM101 251V250H100ZM26 252H21V253H26ZM63 254V255H62ZM67 256V255H72L73 257H79V256H84V257H87L88 259H91L89 256H87V255H85V254H83V253H79V252H75V251H71V250H69V251H63V252H60V253H58L57 254V256L55 257V259L53 260V263L54 262H59V261H61L62 259H63V257L64 256ZM126 255H132V256H134L133 254H123L122 256H126ZM61 256V257H60ZM30 258L32 257V256H29ZM33 258V257H32ZM66 258V257H65ZM194 259H191V262L193 263V264H195V260ZM108 263L109 264H112L110 261H108ZM65 264H67V263H65ZM191 264V263H190Z\"/></svg>",
	"mask_w": 264,
	"mask_h": 264
},
{
	"label": "flooded vegetation",
	"instance_id": "obj_6",
	"mask_svg": "<svg viewBox=\"0 0 264 264\" xmlns=\"http://www.w3.org/2000/svg\"><path fill=\"white\" fill-rule=\"evenodd\" d=\"M4 0H0V3L1 2H3ZM78 1L79 0H68V1H64V0H56V2H55V5H54V7H51V8H48L47 9V12H48V10L50 11V13H53V17H56L57 15V11L59 10V8H60V6H61V4L62 3H65V2H71L72 3V5H73V7L71 8V9H73L74 7H75V5L78 3ZM29 2V0H25V3H24V5L23 6H21L20 7V13L18 12V10L16 11L17 13H18V15L20 16V17H22V18H27L28 17V15H25V13H24V7H25V5L27 4ZM34 3H35V0H32V3H31V11H30V13L32 12V10H33V5H34ZM70 9V10H71ZM69 10V11H70ZM68 11V12H69ZM67 12V13H68ZM24 15V16H22V14ZM40 13H42V11H40L39 13H38V16H37V20H36V23L33 25V26H35V25H43V24H40L39 23V20L41 19V15H40ZM30 15V14H29ZM65 15V14H64ZM94 19V18H93ZM92 19V20H93ZM79 21V20H78ZM80 22V21H79ZM74 23V22H73ZM72 23V24H73ZM72 24L70 25V26H67L66 28H64L63 29V31H57V29L59 28V26H56L55 28H54V33H55V35H58V34H60V33H62V32H64V31H67V30H75L76 29V27H80V26H72ZM80 24H87V23H83V22H80ZM37 28H40V26H35V27H33L32 29H36V30H41V29H37ZM29 30H30V28H27V33L29 32ZM19 52L20 51H18V54H17V59H18V57H19ZM197 56H200V55H197ZM89 57V56H88ZM90 58V57H89ZM70 64H75L74 63V61H70L69 62ZM87 62H85V64H86ZM91 63V62H90ZM65 64V63H64ZM68 66V65H67ZM39 76H42V77H44L43 75H40L39 74ZM190 80V79H189ZM193 80V79H192ZM76 85V84H75ZM75 85H73L72 87H69V88H74L75 87ZM89 93V92H88ZM88 103H86L84 106H82L80 109H82L83 107H85L86 105H87ZM229 112L231 113V110H229ZM72 119V118H71ZM80 133H82V132H80ZM79 134V133H78ZM78 134L76 133V134H73V136H76V137H78ZM224 167V166H223ZM227 168V167H226ZM180 174V173H179ZM181 175V174H180ZM187 175L188 174H185V175H181V177H187ZM188 178V177H187ZM188 180H189V178H188ZM190 182H191V180H189V185H190ZM189 185H188V187H189ZM259 186H262V185H259ZM264 186V185H263ZM251 189H253V188H255V187H251V186H249ZM256 187H258V185L256 186ZM187 190H188V188H187ZM182 196L184 195V194H181ZM188 199H189V201H190V204L189 205H191V204H194V202L192 201V199L191 198H189L188 197ZM188 207V206H187ZM187 210V209H186Z\"/></svg>",
	"mask_w": 264,
	"mask_h": 264
}]
</instances>
